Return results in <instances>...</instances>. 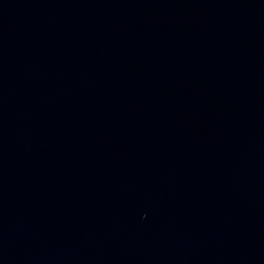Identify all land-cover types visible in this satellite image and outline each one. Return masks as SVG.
I'll use <instances>...</instances> for the list:
<instances>
[{
  "label": "water",
  "instance_id": "obj_1",
  "mask_svg": "<svg viewBox=\"0 0 264 264\" xmlns=\"http://www.w3.org/2000/svg\"><path fill=\"white\" fill-rule=\"evenodd\" d=\"M264 134V0H102Z\"/></svg>",
  "mask_w": 264,
  "mask_h": 264
}]
</instances>
